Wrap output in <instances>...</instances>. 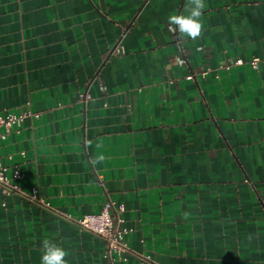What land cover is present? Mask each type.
<instances>
[{"label": "crops", "instance_id": "obj_1", "mask_svg": "<svg viewBox=\"0 0 264 264\" xmlns=\"http://www.w3.org/2000/svg\"><path fill=\"white\" fill-rule=\"evenodd\" d=\"M205 2L193 41L167 26L185 0H0V113L38 115L0 162L56 211L0 194V264H40L44 239L110 264L65 218L107 202L150 259L112 264H264V63L220 69L264 60V0Z\"/></svg>", "mask_w": 264, "mask_h": 264}, {"label": "built area", "instance_id": "obj_2", "mask_svg": "<svg viewBox=\"0 0 264 264\" xmlns=\"http://www.w3.org/2000/svg\"><path fill=\"white\" fill-rule=\"evenodd\" d=\"M113 52L122 53L121 50H116V46ZM245 63L251 69L256 70L260 63H264V60L257 57L247 62L236 59L231 63L222 65L220 69L228 71L233 66H242ZM80 99L85 100V96L80 95ZM27 117L37 118L38 115L29 109H24L18 114L0 113V139L4 140L8 133L12 130H17ZM23 177L24 173L19 166L15 165L8 168L0 162V194L3 197L16 195L27 199L40 208L50 212H56L48 201L37 195L36 191H32L31 194L27 195L14 183V181L22 179ZM123 211V205H114L111 202H107L98 214L85 215L76 220H72L69 216L65 218L73 222L80 230L96 236L104 242V257L108 259L110 264L115 260L126 262L132 256L138 258L142 263H149L150 259L147 255L136 254L129 247L126 236L130 230L125 226L124 220L121 217Z\"/></svg>", "mask_w": 264, "mask_h": 264}, {"label": "clouds", "instance_id": "obj_3", "mask_svg": "<svg viewBox=\"0 0 264 264\" xmlns=\"http://www.w3.org/2000/svg\"><path fill=\"white\" fill-rule=\"evenodd\" d=\"M206 8L205 0H185L183 12L172 13L166 18L169 32L181 40H197L203 33L204 25L201 17ZM104 160L105 156L103 154H97L93 158V164H101ZM187 215L185 213V217ZM68 255V251L53 240L44 239L42 241L40 264H68L66 259Z\"/></svg>", "mask_w": 264, "mask_h": 264}, {"label": "water", "instance_id": "obj_4", "mask_svg": "<svg viewBox=\"0 0 264 264\" xmlns=\"http://www.w3.org/2000/svg\"><path fill=\"white\" fill-rule=\"evenodd\" d=\"M114 48H115V47H113L112 51L114 50ZM112 51H111V52H112ZM111 52H110V54H111Z\"/></svg>", "mask_w": 264, "mask_h": 264}]
</instances>
